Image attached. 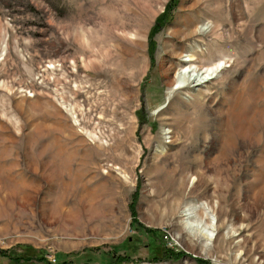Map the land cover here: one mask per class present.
<instances>
[{
  "label": "rangeland",
  "instance_id": "374dc122",
  "mask_svg": "<svg viewBox=\"0 0 264 264\" xmlns=\"http://www.w3.org/2000/svg\"><path fill=\"white\" fill-rule=\"evenodd\" d=\"M105 254L264 264V0H0V264Z\"/></svg>",
  "mask_w": 264,
  "mask_h": 264
},
{
  "label": "bare ground",
  "instance_id": "6f19581e",
  "mask_svg": "<svg viewBox=\"0 0 264 264\" xmlns=\"http://www.w3.org/2000/svg\"><path fill=\"white\" fill-rule=\"evenodd\" d=\"M215 28V26H214ZM212 30H214L212 28ZM197 31V30H196ZM196 31H192L190 34H195ZM209 31V28H204L203 30H200L202 33H206ZM188 65L185 66L182 70H180L176 76V82H177V88L178 89H186L188 87H195L202 85L209 80H212L214 78V73L218 71L221 68V65L213 66L212 69L209 70V67L205 68L200 64V59L199 57H191L188 59ZM193 213H191V216ZM211 232H208V235L210 238H213L216 236L215 233V220L214 216H211ZM185 227L189 229L190 233H193L196 237H200V229L203 227V221H196L190 219V217L187 219ZM207 228V226H205ZM208 229V228H207ZM209 230V229H208Z\"/></svg>",
  "mask_w": 264,
  "mask_h": 264
},
{
  "label": "trees",
  "instance_id": "16d2710c",
  "mask_svg": "<svg viewBox=\"0 0 264 264\" xmlns=\"http://www.w3.org/2000/svg\"><path fill=\"white\" fill-rule=\"evenodd\" d=\"M115 258L111 254H105L102 260L103 264H113ZM87 264V263H86Z\"/></svg>",
  "mask_w": 264,
  "mask_h": 264
}]
</instances>
